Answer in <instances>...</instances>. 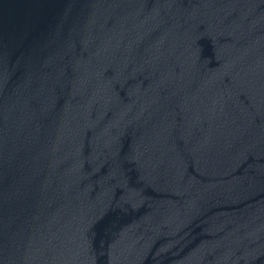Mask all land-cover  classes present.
Here are the masks:
<instances>
[{"label":"water","instance_id":"1","mask_svg":"<svg viewBox=\"0 0 264 264\" xmlns=\"http://www.w3.org/2000/svg\"><path fill=\"white\" fill-rule=\"evenodd\" d=\"M0 264H264V0H0Z\"/></svg>","mask_w":264,"mask_h":264}]
</instances>
